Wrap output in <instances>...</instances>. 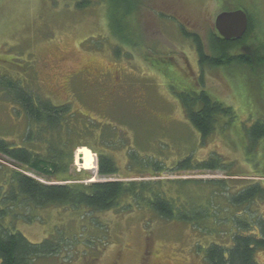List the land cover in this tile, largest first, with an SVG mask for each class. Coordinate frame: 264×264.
I'll list each match as a JSON object with an SVG mask.
<instances>
[{
    "label": "rangeland",
    "instance_id": "374dc122",
    "mask_svg": "<svg viewBox=\"0 0 264 264\" xmlns=\"http://www.w3.org/2000/svg\"><path fill=\"white\" fill-rule=\"evenodd\" d=\"M133 1L135 12L118 21L119 37L110 28L109 2L78 9L75 0H0V79L17 81L54 105L70 104L89 127L73 133L72 123L69 135L60 132L74 162L67 157L69 173L58 179L90 183L161 175L169 180L164 190L176 207L215 210L220 219L206 218L201 231L146 206L129 211L36 207L19 192L13 195V169H19L0 156L3 223L33 243L52 238L61 247L33 264H209L208 246L229 245L235 231L226 216L243 213L244 206L235 207L232 200L236 190L254 180L264 186V139L253 148L247 138V129L264 119V0ZM244 8L252 16V31L240 45L229 43L227 53L248 55L252 64L201 65L190 33L208 45L216 17ZM192 90L207 91L235 112L233 119L222 117L206 139L186 119L176 95ZM28 133L26 113L0 87V138L30 148ZM60 133L55 132L56 142ZM40 137L34 144L46 152ZM101 153L116 161L117 175H99ZM215 154L223 170H173L188 157L196 163ZM93 157L95 169L79 167ZM7 194L14 198L3 202ZM251 208L264 217V195ZM256 259L264 264V249Z\"/></svg>",
    "mask_w": 264,
    "mask_h": 264
},
{
    "label": "trees",
    "instance_id": "16d2710c",
    "mask_svg": "<svg viewBox=\"0 0 264 264\" xmlns=\"http://www.w3.org/2000/svg\"><path fill=\"white\" fill-rule=\"evenodd\" d=\"M132 1L75 0V4L78 9H85L95 4H108L109 2L110 8L107 6L109 19L112 22L110 28L120 37L122 32L118 21L122 23L127 12H135V1ZM243 10L247 12L249 17V28L242 39L227 41L214 32L208 45H205L198 35L190 33L189 37L196 44L201 65L210 61L217 66L233 62L252 64L248 55L236 53L235 56L231 57L227 53L229 43L235 42V46L240 45L252 31V16L248 9L244 8ZM0 87L26 113L29 121L27 138L33 143L30 148H25L0 138V156L12 160L13 165L19 169H13L12 180L16 183V187H12L13 195L19 192L30 204L36 207L53 203L76 209L85 207L93 211H107L110 209L129 211L133 208L146 206L163 219L190 222L193 227L201 231L203 226H206V224H203L206 218L207 220L213 218L212 222H215L217 217L220 219L215 210L187 209L183 205L176 207L174 200L169 199L164 190L166 185L169 184V180L162 179L161 175L150 176L157 177L156 180L121 178V180L90 183L77 182L76 179H58L59 174L69 173L71 165L65 150L67 136L66 138L61 136L60 132L69 135L72 123L73 133L77 128L85 129L86 125L89 130V127L86 123L83 125V121L79 119V114L74 108L72 112V107L68 103L54 105L49 99L36 96L32 92L20 88L19 83L13 80L7 83L2 81ZM176 95L184 110L186 119L204 139L216 131L222 117H230L231 119L235 117V112L231 106L217 100L205 90L177 92ZM89 120L93 123L92 119ZM55 132L60 133L58 142L54 140L56 138ZM41 135H44L43 144L46 152L37 150V143L34 144L39 139L42 140ZM247 138L253 148L260 140L264 139V119H258L250 129H247ZM70 159L74 162V155ZM95 161V157H93L89 165L84 166L81 164L79 167L91 171L95 169ZM156 164V172L158 173L162 169V165L159 162ZM223 167L224 164L220 156L215 154L209 160L196 163L192 157H188L180 161L173 170H176V172L223 170ZM98 170L101 177L114 176L119 172L116 161L105 153L99 155ZM27 172L45 181H63L65 184H48L29 176L26 174ZM67 181L69 183H66ZM217 182L221 183L223 181ZM262 183L261 180H254L247 186L236 190L237 192L232 200H234L235 207L244 206L243 213L235 215L233 213L226 216V221H232L235 231L231 235L229 245L212 242L208 246L205 259L209 264H260L256 259V253L258 250L264 249V217L251 208V203L263 197L264 186ZM13 195L9 196L7 194L3 202L12 199ZM3 207L0 203V264H33L38 258L56 254L60 250V245L55 243L52 238L41 243H33L21 232L9 229L3 223L7 211Z\"/></svg>",
    "mask_w": 264,
    "mask_h": 264
},
{
    "label": "water",
    "instance_id": "95a60500",
    "mask_svg": "<svg viewBox=\"0 0 264 264\" xmlns=\"http://www.w3.org/2000/svg\"><path fill=\"white\" fill-rule=\"evenodd\" d=\"M215 27L227 41L242 39L249 28V17L245 10L222 12L216 17Z\"/></svg>",
    "mask_w": 264,
    "mask_h": 264
},
{
    "label": "flooded vegetation",
    "instance_id": "af4514ba",
    "mask_svg": "<svg viewBox=\"0 0 264 264\" xmlns=\"http://www.w3.org/2000/svg\"><path fill=\"white\" fill-rule=\"evenodd\" d=\"M214 32H216V33H218L219 34V32H218V30L216 29V27H215V31ZM220 35V34H219Z\"/></svg>",
    "mask_w": 264,
    "mask_h": 264
},
{
    "label": "bare ground",
    "instance_id": "6f19581e",
    "mask_svg": "<svg viewBox=\"0 0 264 264\" xmlns=\"http://www.w3.org/2000/svg\"><path fill=\"white\" fill-rule=\"evenodd\" d=\"M97 164V163H96ZM96 168H97V166H96Z\"/></svg>",
    "mask_w": 264,
    "mask_h": 264
}]
</instances>
